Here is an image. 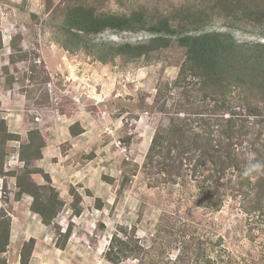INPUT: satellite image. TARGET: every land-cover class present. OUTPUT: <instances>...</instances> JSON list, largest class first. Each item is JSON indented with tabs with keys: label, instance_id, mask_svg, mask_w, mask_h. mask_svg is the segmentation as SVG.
I'll list each match as a JSON object with an SVG mask.
<instances>
[{
	"label": "rangeland",
	"instance_id": "374dc122",
	"mask_svg": "<svg viewBox=\"0 0 264 264\" xmlns=\"http://www.w3.org/2000/svg\"><path fill=\"white\" fill-rule=\"evenodd\" d=\"M238 1L243 0H0V119L18 138L1 142L9 157L10 144L18 141V162L8 168L15 175L24 168L20 144L38 130L44 145L41 157L28 163L35 172L28 178L43 188L46 205L51 190L58 202L45 225L31 210V195L17 198L14 183L0 186V210L10 216L9 245L0 256L5 264H20L31 238L28 264H264V170H258L263 183L255 190L234 194L220 188L216 199L204 190L207 171L201 178L187 169L170 179L166 166L145 163L155 129L168 126L169 116L186 110L210 115L215 107L199 84L172 85L185 50L173 39L168 48L136 60L109 55V48L147 42L146 31L89 36L91 51L70 52L61 45L65 8L77 4L101 15L165 18L184 33L206 20V30L264 43V21L238 7L221 10ZM232 87L226 108L232 106L236 120L255 134L237 137L234 152L249 163L255 148L264 157V99H255L244 85ZM244 101L260 116L240 117ZM5 110L18 112L17 127L5 120ZM15 175L8 179L16 182ZM114 235L130 253L120 262L105 257Z\"/></svg>",
	"mask_w": 264,
	"mask_h": 264
},
{
	"label": "trees",
	"instance_id": "16d2710c",
	"mask_svg": "<svg viewBox=\"0 0 264 264\" xmlns=\"http://www.w3.org/2000/svg\"><path fill=\"white\" fill-rule=\"evenodd\" d=\"M248 3L245 0L233 2L221 10L225 13L230 7L235 9L238 7L251 12L249 15L256 16L255 20L264 21V2L260 5ZM65 9L60 32L64 39L61 45L66 51L72 52L77 49L91 51L93 47L89 40L86 43V39L105 31L117 33L146 31L151 34L147 42H141L134 46L124 43L116 48H109L112 50L109 54L111 57L136 60L153 51L168 48L174 39L177 45L185 50L186 59L172 85L181 86L188 81L193 83L191 85L199 84L198 90L204 93L203 97H206V100L215 106L210 115L186 110L169 116L171 118H169L168 126H158L154 131L145 155L146 164L155 161L157 165L166 166V176L170 179H173V176L180 178L184 173L183 170L187 169L192 175H198L201 178V173L207 171L202 179L209 181V184L204 187V190L211 191L212 196H215L216 199L220 198V188L230 193L240 194L263 183V176L258 174V170H254L248 175L244 174L251 164L264 165L262 153L255 152L258 150L256 148L251 150L254 151L251 152L253 158L251 162L247 163L244 160L246 159L244 158L245 154L238 156L234 152V142L238 141V138L252 133L251 129L254 125L248 127L251 131L247 130L246 126L236 120L239 117L234 114V108L232 106L226 108V103L227 96L232 95L231 91L234 88L232 84L234 83L244 85L248 91H252L251 96L255 99H264V43L239 42L231 32L206 30L205 28L208 26L206 20L199 21L202 25L199 23L200 26H194L191 28V32L184 33L185 31H178L171 27L165 18H161L157 22H147L138 13H132L129 16L101 15L96 14L91 7L83 4ZM189 20L191 19L189 18ZM145 23L148 28L143 30ZM1 47L0 40V49ZM100 60L105 61L104 58H100ZM229 79L231 81L227 82ZM187 85L189 86V84ZM160 92L161 90H158V94ZM244 104L245 113L240 117L256 119L260 116L257 108H254L251 103L244 101ZM182 127H185L188 133L184 131L181 133L178 130ZM72 129V133L76 135ZM28 135L29 141L26 144H20L19 148V158L24 163V168L16 175L5 172V144L1 142L18 138L7 132L5 121L0 119V176L15 175L17 198L23 194L31 195L33 197L32 212L40 215L45 225H50L57 214V197L51 190L52 193L46 197V200L50 202L46 205L43 202L44 194H40V190L43 188L36 186L28 178L30 174L35 173L34 170H30L28 163L30 160L41 157L40 149L44 143L38 130H31ZM252 135L255 134L252 133ZM249 142L253 144L254 138ZM36 146L38 151H34ZM227 172L230 176L224 177ZM223 178L226 179L225 182H223ZM71 192L77 203L80 200L78 194L74 190ZM9 236L10 216L6 211L0 210V256L6 252ZM67 237L65 235L64 242ZM117 237L113 236L112 243L109 244L108 252L105 255L106 259L112 262H120L123 258L130 256V253H127L128 250H124L120 246V239ZM33 242L34 239L31 238L23 245L20 264H28ZM0 264H5L1 257Z\"/></svg>",
	"mask_w": 264,
	"mask_h": 264
},
{
	"label": "crops",
	"instance_id": "0c3cea01",
	"mask_svg": "<svg viewBox=\"0 0 264 264\" xmlns=\"http://www.w3.org/2000/svg\"><path fill=\"white\" fill-rule=\"evenodd\" d=\"M0 111H4V109H2ZM5 112L7 113L6 116H5V120L9 122V119L11 118L10 122H12L14 124V127H17L18 126V117H19L18 112H8L7 110H5ZM11 133L14 134L16 132L11 131ZM10 145H11V148L13 149V151H11V150L9 151L8 150L7 155H9V157L6 156V158L4 160V170H5V172H12L13 168L12 167L8 168V167L11 166V163L18 162V159H16L17 156H18V150H17L18 141H14ZM8 161H9V163H8ZM9 183H14V185H16L15 181H12L11 179H8V176L0 177V186L7 185ZM10 189H11V184H10Z\"/></svg>",
	"mask_w": 264,
	"mask_h": 264
},
{
	"label": "clouds",
	"instance_id": "9594fccd",
	"mask_svg": "<svg viewBox=\"0 0 264 264\" xmlns=\"http://www.w3.org/2000/svg\"><path fill=\"white\" fill-rule=\"evenodd\" d=\"M261 168H264V165H261L260 163H254V164H251L250 167H248L246 170H245V175H248L249 173H251L252 171L254 170H259Z\"/></svg>",
	"mask_w": 264,
	"mask_h": 264
}]
</instances>
